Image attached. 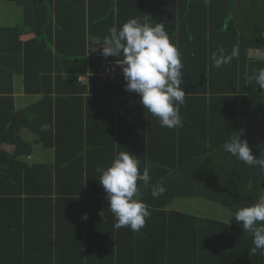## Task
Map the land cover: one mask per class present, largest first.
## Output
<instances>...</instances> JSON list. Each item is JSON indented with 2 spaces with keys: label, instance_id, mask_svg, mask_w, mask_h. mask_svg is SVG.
<instances>
[{
  "label": "trees",
  "instance_id": "trees-1",
  "mask_svg": "<svg viewBox=\"0 0 264 264\" xmlns=\"http://www.w3.org/2000/svg\"><path fill=\"white\" fill-rule=\"evenodd\" d=\"M262 6L259 0H240L239 8L237 0H0V147H13L0 149V264H264L234 219L264 195V169L223 148L243 129L240 139L254 157L264 155V90L254 79L264 60L248 57V49L264 54ZM131 18L163 23L181 53L180 127H162L138 100L121 104L131 94L124 75L102 77L106 60L123 57L102 56L100 44L111 27ZM31 32L33 39L19 40ZM233 46L238 58L214 68L212 53L223 47L230 54ZM84 74L87 84L79 82ZM156 130L164 146L151 144ZM37 148L54 149V163L45 155L29 164ZM121 151L139 159L141 172L150 170L148 185L137 182L151 213L139 232L112 226L99 182L97 169L106 170ZM59 168L78 177L58 179ZM153 185L166 191L153 197ZM173 201L182 211L168 209Z\"/></svg>",
  "mask_w": 264,
  "mask_h": 264
},
{
  "label": "clouds",
  "instance_id": "clouds-1",
  "mask_svg": "<svg viewBox=\"0 0 264 264\" xmlns=\"http://www.w3.org/2000/svg\"><path fill=\"white\" fill-rule=\"evenodd\" d=\"M100 49L104 57H123L119 64L127 81L126 91L137 93L141 97L140 103L159 119L162 127L172 129L182 126L180 107L185 104L186 94L182 88L184 75L181 53L170 41L163 23L151 26L141 23L139 18H131L119 29L111 27ZM238 56L237 46H233L230 54L223 47H218L211 55L212 65L220 69ZM254 79L259 88L264 90V68L258 70ZM243 134V129L236 132L224 144V151L248 166L264 169V155L254 157L247 141L240 139ZM134 157L128 151H121L115 154L106 170L97 171H102L99 182L107 194L108 207L116 220L114 228L128 227L139 232L151 213L138 197L137 182L148 185L151 176L147 167L140 171V161ZM165 191L164 186L153 185L152 196L159 197ZM87 218V214L82 216L84 220ZM234 219L244 232L252 236L251 254L255 255L257 251L264 254V195L256 203L239 209Z\"/></svg>",
  "mask_w": 264,
  "mask_h": 264
},
{
  "label": "crops",
  "instance_id": "crops-1",
  "mask_svg": "<svg viewBox=\"0 0 264 264\" xmlns=\"http://www.w3.org/2000/svg\"><path fill=\"white\" fill-rule=\"evenodd\" d=\"M240 5V4H239ZM239 8V7H238ZM31 37V38H30ZM34 38V34L31 32V33H25V34H22V35H20V37H19V40L21 41V42H24V41H26V40H29V39H33ZM97 42H100V40H97ZM99 47L97 46V47H95L94 48V52H96V53H98L99 52V49H98ZM81 76H84L85 77V81H84V83H86L87 84V80H88V74H84V75H81ZM80 82V81H79ZM16 97H18L17 95H16ZM158 130H156L155 131V135L154 136H150L151 137V144L152 145H154V146H156L157 145V143H159V145L161 144V145H163L164 146V141H165V139L163 138V136L161 135V133H160V131L159 132H157ZM32 139V138H31ZM173 142H175V144H177L178 142H176V141H173ZM171 143H172V140H171ZM160 145V146H161ZM5 147H7V148H5ZM149 147H150V144H149V142L148 141H145V143H144V147L143 148H147L146 150H144V158H149L150 156V154H148V152H150V151H148L149 150ZM152 148H153V146H152ZM0 149L1 150H3V151H5V152H12V150H13V147H11V146H6V145H2L1 147H0ZM39 152H41V150L40 149H38L37 148V150H36V156L35 157H32V158H45V155H46V158H48L49 159V161L50 162H53L54 163V158H55V156H54V149H50L49 151H47V152H41V157H40V155H39ZM46 153V154H45ZM147 153V154H146ZM146 154V155H145ZM28 158H31L30 156L28 157ZM83 159H86V158H83ZM31 161L32 162H34L32 159H31ZM29 164H31V163H29ZM69 171H66V170H63V169H61V168H59V170L57 171V178L58 179H67V178H70V177H75V178H77L78 177V174H74L75 176H72V175H67L66 176V173H68ZM66 176V177H65ZM76 206L77 205H65L64 206V209H69L70 211L72 210L73 212L74 211H76ZM178 206V205H177ZM62 209V208H61ZM168 209H171V210H175V211H177L178 210V207H176V208H172V206L170 205L169 207H168ZM86 210V209H85ZM98 214V213H97ZM111 216H113L112 218H113V227H114V224H115V222H116V220H115V217H114V215L112 214Z\"/></svg>",
  "mask_w": 264,
  "mask_h": 264
},
{
  "label": "built area",
  "instance_id": "built-area-1",
  "mask_svg": "<svg viewBox=\"0 0 264 264\" xmlns=\"http://www.w3.org/2000/svg\"><path fill=\"white\" fill-rule=\"evenodd\" d=\"M122 59L106 60L103 63L104 72L102 73V77L103 78H113L114 76L123 75L122 67L119 64V60H122ZM79 81L81 83H84L85 77L84 76L79 77Z\"/></svg>",
  "mask_w": 264,
  "mask_h": 264
},
{
  "label": "rangeland",
  "instance_id": "rangeland-1",
  "mask_svg": "<svg viewBox=\"0 0 264 264\" xmlns=\"http://www.w3.org/2000/svg\"><path fill=\"white\" fill-rule=\"evenodd\" d=\"M238 1V0H237ZM262 1H263V4H264V0H259V2L260 3H262ZM261 6V5H260ZM262 7H264V6H262ZM0 21H1V19H0ZM31 38V37H30ZM248 57L249 58H251V59H259V60H264V54L263 53H261L260 51H258V50H253V49H248ZM5 148H7V147H5ZM31 159L32 160H35L34 162H36V161H38V158H28V161L31 163ZM193 201H195L196 199H192ZM177 201H173L172 203H171V206H172V208H176V207H178V208H180L179 206H177V203H176ZM193 203V202H192ZM220 208V207H219ZM181 209V211H182V208H180ZM185 211H187V210H185ZM200 213L201 212H199V211H196V214L195 213H193V214H195L196 216H198V215H200ZM221 211L219 212V210H217L216 211V216H218V217H220V215H221ZM230 213V212H229ZM209 218H211L210 216H208ZM221 218V217H220Z\"/></svg>",
  "mask_w": 264,
  "mask_h": 264
},
{
  "label": "water",
  "instance_id": "water-1",
  "mask_svg": "<svg viewBox=\"0 0 264 264\" xmlns=\"http://www.w3.org/2000/svg\"><path fill=\"white\" fill-rule=\"evenodd\" d=\"M239 4H240V0L237 1V8L239 7ZM131 100H138V101H140L141 100V97L137 93H135L133 91V92H131V94L126 99H124L121 102V104H125V103H127V102H129Z\"/></svg>",
  "mask_w": 264,
  "mask_h": 264
}]
</instances>
